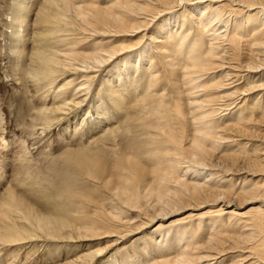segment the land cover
I'll use <instances>...</instances> for the list:
<instances>
[{
  "label": "bare ground",
  "instance_id": "6f19581e",
  "mask_svg": "<svg viewBox=\"0 0 264 264\" xmlns=\"http://www.w3.org/2000/svg\"><path fill=\"white\" fill-rule=\"evenodd\" d=\"M10 18L17 66L46 92L37 121L48 126L82 105L101 71L119 62L103 83L113 108L129 115L126 129L140 127L144 147L112 164L90 151L60 156L71 169L64 181L49 182L44 198L93 190L108 197L90 196L98 204L72 209L77 218L42 212L18 193L19 177L7 180L0 250L56 240L83 246L59 264H93L147 230L140 254L113 264H264V203H257L264 200V0H14ZM102 107L91 121L110 118ZM254 140L250 150L245 144ZM234 198L250 208L233 207Z\"/></svg>",
  "mask_w": 264,
  "mask_h": 264
},
{
  "label": "rangeland",
  "instance_id": "374dc122",
  "mask_svg": "<svg viewBox=\"0 0 264 264\" xmlns=\"http://www.w3.org/2000/svg\"><path fill=\"white\" fill-rule=\"evenodd\" d=\"M13 3L14 0H0V137L3 138V141L0 139V166H5L6 176L5 181H0V189L3 187L2 184L7 183L8 181L10 182V180L13 181V177L16 175V177H19L21 180L20 186L17 188L18 193L23 197L28 196V198L31 199V202L34 201L41 208L42 212L47 214L64 215L68 219L77 218L79 213L72 211V209L81 210L82 208H89L90 210V208L98 204L92 202L90 196L96 198L103 196L106 199L108 197L105 193L93 190L87 191V195L78 196L72 200L58 197H51L50 199L44 198V192H47L50 188L49 182L51 184V182L64 181L65 173H68L71 169V163H67L66 160L60 158V156L68 150H83L84 152L88 151L87 153L90 151L89 154L95 152L96 155H100L103 160H110V164H112V162L115 161L113 159L116 158L117 155H121L122 153L126 155L136 154L138 152H136V147L137 150H141L144 147L142 142H139L137 139L138 134L136 132L140 130V127H136L134 129L135 131H133V129H126V127L130 126L129 115L126 117L122 112L113 108L108 96V89L103 83L104 80L109 81L110 78L108 79V77L114 73L116 67L121 68V63L117 62L111 68L106 69V71H101V74L98 75V79L95 80L92 86L91 93L86 97L84 96L85 100L82 105L64 113H60V117L56 121L48 126H43L37 121V119L39 109H41L46 103V92L40 90L35 81L29 75H25L21 72L17 66V58L13 54L12 34L14 28L10 18ZM31 16L33 17L34 13ZM34 32V29H32L31 33ZM32 41L33 40H30L28 44V46L30 45L29 49L33 47L32 45L34 41ZM90 41L91 39L88 38L87 42ZM66 76H68V74ZM140 77L141 76H138L136 79L139 80ZM65 80L66 79L62 77L57 83L59 84L61 81L63 83ZM73 91L75 92L73 89L71 93H73ZM97 97H100V99ZM126 100H128V102L130 100L128 94ZM53 101L54 97L51 92L47 96V103L51 106ZM103 101L110 110L106 117L110 116V118H103L105 121L102 120L100 122H96V120H94L95 122L91 121V118L93 117L100 118L98 113L103 109ZM97 105L99 106L96 107ZM113 111L115 113H112ZM131 112L132 111H130V113ZM111 113L114 114L115 117H112ZM83 117L87 118V121L82 122ZM103 134L104 136H102ZM115 136L117 137V140L114 138ZM245 142L244 139L243 143ZM258 142L259 140H254L245 145L248 148L250 147L249 149L251 150L252 143L258 144ZM141 144L143 146H140ZM21 146L28 148L27 150L29 151L28 154L30 156L28 154L23 155V157L27 156L25 157L27 159H21ZM131 147H135L134 150ZM129 148L132 150H128ZM128 151H132V153H128ZM99 152L102 154H99ZM247 175L250 176V174ZM256 175L253 176L254 179L258 178ZM36 177L38 180H41L40 184L37 183ZM79 178H83L81 181H86L84 178L88 177L80 175ZM257 203H264V200H259ZM248 205L249 204L248 202L246 203V200H240L237 198H234L232 204L233 207L240 209V211H247L250 208ZM207 206H204L203 209ZM186 212L187 210H183L169 217L167 216L164 221L166 222L175 219ZM172 229L174 230L175 228ZM147 234L148 231L146 230L140 234L132 235L125 240H120L119 243L117 242L114 244L111 250L109 249L107 252L101 253L93 264H113L114 259L119 260L120 263L122 261H120V259H123L122 257L124 255L125 257L130 255L135 256L140 252L142 247L140 244L141 239H145L146 236L150 239V236ZM159 238L161 239V236ZM109 239L110 238L106 237L104 239H99L98 241H104L107 243V240ZM55 241L49 242L46 240L42 241L41 239L39 241L36 240V242L31 241L18 246H2L3 248L1 247L0 250V264H6L8 261H12V264L64 263V260H70L77 256L75 255L78 254L76 252L83 247L80 246L73 249L64 243H60V241ZM104 245L105 243L102 244V246ZM152 247H154V243H152ZM9 252H13L15 256L12 257V253L10 254ZM141 256L142 254L140 255L142 261H144L146 257H149Z\"/></svg>",
  "mask_w": 264,
  "mask_h": 264
}]
</instances>
